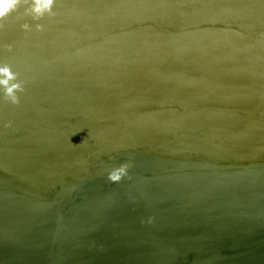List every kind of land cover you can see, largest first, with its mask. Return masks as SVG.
Instances as JSON below:
<instances>
[{"label": "water", "instance_id": "1", "mask_svg": "<svg viewBox=\"0 0 264 264\" xmlns=\"http://www.w3.org/2000/svg\"><path fill=\"white\" fill-rule=\"evenodd\" d=\"M53 13L0 29V264H264V0Z\"/></svg>", "mask_w": 264, "mask_h": 264}, {"label": "clouds", "instance_id": "2", "mask_svg": "<svg viewBox=\"0 0 264 264\" xmlns=\"http://www.w3.org/2000/svg\"><path fill=\"white\" fill-rule=\"evenodd\" d=\"M56 0H0V29L5 27L4 21L7 20L13 13L24 8V14L31 16L34 21H39L46 15H53V9ZM26 31L31 30V26L27 23L22 25ZM38 31L43 29L39 23L36 24ZM0 89H3L4 99L12 104L19 103L18 93L24 91V84L19 80L18 74L12 71L10 65L5 63L0 66ZM130 165L127 163L121 164L119 167L113 168L107 176L109 182L113 184L120 183L128 176ZM148 223H152V218H149Z\"/></svg>", "mask_w": 264, "mask_h": 264}]
</instances>
